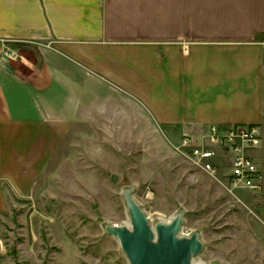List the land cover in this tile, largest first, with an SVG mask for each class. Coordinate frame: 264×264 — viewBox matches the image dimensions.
<instances>
[{
  "label": "crops",
  "instance_id": "obj_1",
  "mask_svg": "<svg viewBox=\"0 0 264 264\" xmlns=\"http://www.w3.org/2000/svg\"><path fill=\"white\" fill-rule=\"evenodd\" d=\"M20 43H36L39 60L4 56ZM234 124L261 127L249 151L260 191L234 193L232 154L208 141L211 126ZM124 129L177 154L185 137L215 149L214 175L184 157L192 178L250 208L239 225L250 216L264 245V0H0V212L9 197H34L62 141Z\"/></svg>",
  "mask_w": 264,
  "mask_h": 264
},
{
  "label": "rangeland",
  "instance_id": "obj_2",
  "mask_svg": "<svg viewBox=\"0 0 264 264\" xmlns=\"http://www.w3.org/2000/svg\"><path fill=\"white\" fill-rule=\"evenodd\" d=\"M18 46V60H39L36 43ZM115 134L62 141L37 177L34 197H9L0 212L5 264H129L118 239L104 229L129 223L122 196L127 187L153 223L186 211L184 234L198 231L205 242L197 262L264 264V245L257 242L250 216L242 218L247 228L237 218L241 207L252 215L250 208L213 181L192 178L190 162L167 139L138 129ZM234 188V193L246 189Z\"/></svg>",
  "mask_w": 264,
  "mask_h": 264
},
{
  "label": "water",
  "instance_id": "obj_3",
  "mask_svg": "<svg viewBox=\"0 0 264 264\" xmlns=\"http://www.w3.org/2000/svg\"><path fill=\"white\" fill-rule=\"evenodd\" d=\"M112 179L117 177L113 175ZM133 191L131 187L122 191L129 223H112L104 227L108 235L118 239L129 264H204L196 261L205 250L201 233L183 232L186 211L180 209L172 219L153 223L135 199Z\"/></svg>",
  "mask_w": 264,
  "mask_h": 264
},
{
  "label": "built area",
  "instance_id": "obj_4",
  "mask_svg": "<svg viewBox=\"0 0 264 264\" xmlns=\"http://www.w3.org/2000/svg\"><path fill=\"white\" fill-rule=\"evenodd\" d=\"M4 56L17 59V54L11 49L4 50ZM208 141L214 147H220L232 154L233 173L231 183L234 187L259 191L262 187V173L249 151L262 142L261 127L251 124H234L229 127L213 125L208 132ZM175 149L186 157L194 166L214 175L216 168L213 158L215 149L206 147L193 137H185Z\"/></svg>",
  "mask_w": 264,
  "mask_h": 264
}]
</instances>
